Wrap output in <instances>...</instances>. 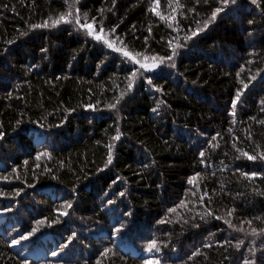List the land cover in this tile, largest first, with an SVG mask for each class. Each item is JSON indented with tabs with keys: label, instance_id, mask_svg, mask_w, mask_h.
Listing matches in <instances>:
<instances>
[{
	"label": "trees",
	"instance_id": "16d2710c",
	"mask_svg": "<svg viewBox=\"0 0 264 264\" xmlns=\"http://www.w3.org/2000/svg\"><path fill=\"white\" fill-rule=\"evenodd\" d=\"M258 4L0 0V264H264Z\"/></svg>",
	"mask_w": 264,
	"mask_h": 264
},
{
	"label": "snow or ice",
	"instance_id": "6c2138e0",
	"mask_svg": "<svg viewBox=\"0 0 264 264\" xmlns=\"http://www.w3.org/2000/svg\"><path fill=\"white\" fill-rule=\"evenodd\" d=\"M207 2H208V0H205V3H207ZM229 2H231V3H235V0H219V3H220L222 6H218V7H216V8L212 11L211 17H210L208 20L205 21V23H204V27H207L208 23H210V22H212V21H215V19L217 18V15H218L219 13H221L222 11H224V8L228 5ZM252 2H253L254 4H257V6H259V4H258V0H252ZM151 11L155 12V8H152ZM156 14L159 15V13H156ZM71 15H72V13H71V11H69L68 16H71ZM49 19H51V18H49ZM161 19H165V17L161 16ZM173 19H174V17H173ZM61 21L69 22V21L66 19L65 15H64V14H61V16L59 17V19H57V20H52L51 25L49 24L48 21H45V22H44L43 24H41V25H32L31 27H32V28L55 27V26H56L57 24H59ZM75 23L79 24V17H78V16L76 17ZM81 27H82V28L86 27V28L89 30L87 34H88V35H93L92 24H84V25H81ZM199 30H200V29H198L197 32H194L193 35H196V34L198 33ZM100 31L103 32V29L101 28ZM113 31H114V30H113ZM94 38H95L97 41H100V40L102 39V37H101L99 34H96ZM186 39H191V37H186ZM104 43L107 44V46L110 47V48H112V47H113V44H114V42H109V41L106 40V39L104 40ZM121 43H122V42H121ZM169 43L171 44V41H169ZM182 46H183V45H179V44H177L176 47H182ZM114 50H115V51H118V52L121 51L120 48H115ZM176 54H177V53H176L175 49H173L172 55H170V56H166V57H160V58H159V64H163L165 61H172L173 57H174ZM123 55H124L125 57L130 58V59L133 60L135 63L139 64V65H140V68H141V69H144L145 71H149V70L155 69L156 67L159 66V64H156V63L151 64V65H149V64H144V63H140L139 60H136L135 57H133V56L131 55V53H129V52H127V51H124V52H123ZM153 59H156V58L154 57ZM173 66H174V65H173ZM137 71H139V70H137ZM135 74H136V73L133 72V76H135ZM148 82L151 83V79H149ZM242 83H243V81H242ZM132 87H133V84H132V82L130 81L129 84H128V89H131ZM247 87H248V85L245 84V85H244V88H247ZM241 94H242V93H241L240 91H238V92H237V95H236V98L232 101V108H233L232 115H233V116H235V108H236V106H237V102L239 101V99H240V95H241ZM121 95L123 96V93H122ZM118 102H119V100H117V103H118ZM262 103H264V101H262ZM109 107H110V108H115L116 105H115V104H112V105H110ZM157 107H159V105H158ZM262 110H264V109H262ZM153 111H156V109H153ZM261 123H264V121H262ZM0 136H2V134H0ZM119 138H120V134H119V132H118L117 135L114 137V139L118 140ZM44 155H47V154L45 153ZM242 155L246 156L249 160H254V159H256L255 156L248 155L247 152H243ZM200 156H201V158H203V157L205 156V153H204V152H201V153H200ZM37 158H39V157H37ZM202 162H203V159H202ZM108 163H109V164L111 163V156H109V158H108ZM245 175H247V174H245ZM253 176H255V174H253ZM5 179H7V177H5ZM195 179H196L195 177L191 178V179L189 180V183H190V184L193 183V182L195 181ZM200 199L203 200L204 197H201ZM109 203H111V201H110ZM65 207H67V208H71L72 205H71L70 202H68V203L65 204ZM169 211H170V212H174L175 209H169ZM211 214H212L211 212L208 213V215H211ZM59 215H67V212H60ZM229 215H231V212H229ZM202 218H203V217H202ZM216 218H217V219H220V217H216ZM161 222H163V221H161ZM39 223H44V221H41V222H39ZM225 223H228L229 226L232 227L230 221H227V220H226ZM248 223L251 224L252 221L250 220V221H248ZM120 230H121V229H119V228L116 229L117 232H119ZM236 230H237V231H242V229H236ZM35 231H36V229H33V232H30V233L28 234V236H22L21 239H23V240H27V239L29 238V236H31V235L34 234ZM256 234H257V233H256V230L253 229V230H252V235H256ZM19 242H20V241H17V240L12 241V243H13L14 245H15V244H19ZM241 243H243V242L241 241ZM206 246H207V245H206ZM237 247H239V245H237ZM154 249H155V251H157V252L160 250V249L157 247L155 241L151 242V243L148 245V247H147V251H148L149 253H151V252H153ZM107 251H108V250L105 249V252H107ZM52 255H53V256H56L57 253H56V252H53ZM194 255H195V254H194ZM253 255H254V252H253ZM148 264H152V262L149 261ZM155 264H159V261L157 260V261L155 262ZM243 264H250V261H249L247 258H245L244 261H243ZM252 264H254V262H252Z\"/></svg>",
	"mask_w": 264,
	"mask_h": 264
}]
</instances>
